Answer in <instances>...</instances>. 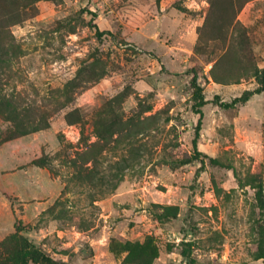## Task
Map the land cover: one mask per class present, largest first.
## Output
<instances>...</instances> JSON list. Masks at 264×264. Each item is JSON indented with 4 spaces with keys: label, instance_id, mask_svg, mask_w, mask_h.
Masks as SVG:
<instances>
[{
    "label": "rangeland",
    "instance_id": "rangeland-1",
    "mask_svg": "<svg viewBox=\"0 0 264 264\" xmlns=\"http://www.w3.org/2000/svg\"><path fill=\"white\" fill-rule=\"evenodd\" d=\"M208 9L0 0L14 20L0 35V92L28 129L0 112V242L11 256L22 237L66 264H264V212L246 183L256 177L264 196V89L221 106L258 86L234 79L249 56L264 67V0L245 2L226 32H212ZM194 73L206 101L198 129ZM95 121L105 149L73 166L102 141Z\"/></svg>",
    "mask_w": 264,
    "mask_h": 264
},
{
    "label": "trees",
    "instance_id": "trees-1",
    "mask_svg": "<svg viewBox=\"0 0 264 264\" xmlns=\"http://www.w3.org/2000/svg\"><path fill=\"white\" fill-rule=\"evenodd\" d=\"M33 0H31L32 2ZM249 0H209V9H208V15H207V21L210 23L212 32H226L228 29H236L239 25V22L236 20V15L241 6ZM8 20V22H13V18L6 14L3 17H0V35L4 32H6V24L4 21ZM93 27H96V25H93ZM98 34H100L97 31ZM247 66L245 67V71L242 74H239L236 76V81L238 82L241 78L250 76L253 77L258 86L253 91H245L241 96L236 97L233 99L231 103H222L221 106L224 107H230L236 103H242L245 102L251 94L260 93L264 89V67H258L252 60V57H248L247 59ZM212 77L215 81L220 82L219 78L213 73ZM192 87H193V96L195 100V110L199 114L197 129L199 128L201 124V118L203 116L201 107L206 103L204 99V95L202 92V89L200 85L196 82V76L195 73L192 76ZM1 90V89H0ZM0 112L2 114H5L7 118H11L16 122L17 130H21L20 132H27L28 129L25 127H21L22 119H20L19 113L17 112V108L12 104L11 100L6 97L5 95L1 94L0 92ZM46 121V119H45ZM37 127H33L32 130H35ZM94 129L96 136L102 140L101 142H93L90 144V147L85 149L84 151L78 153L77 158L74 157L70 159V162L73 166L82 167V164H86L88 162L96 163L98 161V156L102 150L105 149V142L106 137L103 133V131L99 127V121H95L94 123ZM197 140H193L194 148H196ZM209 160L219 166H226L223 162L219 160V158H212L209 157ZM229 168H232L230 165H228ZM79 168V172L81 173V170ZM257 181V178L253 175H250V178L247 184L252 186L256 189V200H257V207L261 210V212H264V196L262 194V184L261 183H255ZM258 227V250H257V257L262 258L264 261V215L261 219V222L257 224ZM21 245L16 250V252H13L16 254L15 257L11 256L10 250L6 246V240L3 242H0V247H3L4 249H8L7 253L8 256L5 257L4 261H1L0 264H28V260H31L33 262L39 263V264H66L64 261H55L51 257L46 256L45 254L41 253L39 250L31 249L30 242L26 238H20ZM10 254V255H9ZM128 258H126L125 262L128 261ZM125 264V263H124ZM133 264V263H130Z\"/></svg>",
    "mask_w": 264,
    "mask_h": 264
}]
</instances>
